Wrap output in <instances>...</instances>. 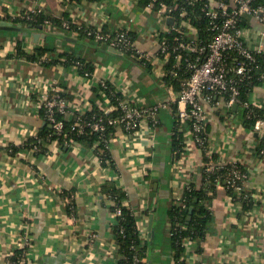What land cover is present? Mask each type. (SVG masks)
<instances>
[{
    "label": "crops",
    "instance_id": "crops-1",
    "mask_svg": "<svg viewBox=\"0 0 264 264\" xmlns=\"http://www.w3.org/2000/svg\"><path fill=\"white\" fill-rule=\"evenodd\" d=\"M32 9L70 19L80 29L15 19ZM168 18L142 0H0V264L20 249L28 264H120L119 215L103 190L108 182L125 192L122 205L137 217L142 242L148 244L142 264H176L169 210L189 182L202 184L206 156L190 124L178 120L174 97L187 78L177 86L168 81L167 65L158 55L160 38L174 24L191 38L198 28L189 19ZM242 24L248 44L262 45L264 52V20L248 14ZM87 26L128 27L148 59L87 36ZM66 53L89 63V74L76 62L65 63ZM102 80L131 104H163L135 131L115 127L107 164L93 145L75 141L63 146L54 140L44 153L28 145L46 125L43 91L55 82L73 110L96 105L108 111L112 99L98 90ZM249 99L264 111V80ZM204 104L215 156L240 160L255 204L244 209L219 184L207 203L213 216L205 235L186 239L182 258L188 264H264V151L258 149L264 132L247 125L241 107L227 104L221 95ZM179 133L181 150L174 147Z\"/></svg>",
    "mask_w": 264,
    "mask_h": 264
},
{
    "label": "built area",
    "instance_id": "built-area-1",
    "mask_svg": "<svg viewBox=\"0 0 264 264\" xmlns=\"http://www.w3.org/2000/svg\"><path fill=\"white\" fill-rule=\"evenodd\" d=\"M184 1L191 4L201 2L202 9L210 18L213 36L209 43H203L199 40L198 35L196 38L186 35L180 30L176 21V25L174 24L160 38L158 55L164 59L167 65L165 75H177L179 68H183L185 72L189 73L177 96L174 97L177 103L179 123L190 124L194 141L205 153L206 159L203 162L202 171L214 172L227 164L229 166L227 182L240 193L243 192L245 198H252L251 192L245 187L249 173L240 160L222 161L215 156V151L211 147L206 131L207 113L204 102L205 100L211 101L214 95H221L227 104H238L242 109L244 119H252L254 129L264 132V116L254 114L255 104L249 98L241 97V86L251 76L258 60V54H264L262 45L252 47L248 44L245 36L246 27L242 24V20L248 14L256 15L264 20V5L262 3L256 4V0H233V2L227 0ZM147 5L156 9L162 18L174 17L177 19L176 11H179L180 17L187 14L185 6L180 5L178 0H173L171 3L166 0H149ZM37 12H41L40 9H32L30 13L25 12L24 14L28 13L27 16H29L31 13ZM46 22L51 23L49 19H46ZM69 25V20L65 19L63 26L69 27ZM173 31H176V34L171 40L168 34ZM86 33L96 39L108 42L122 52H129L133 56L148 59V54L140 49L133 31L128 27L123 26L115 30H98L87 26ZM85 74L89 73L86 72ZM107 84L106 80L101 81V85L107 86ZM113 93L115 92L113 91ZM40 97L46 123L54 128L58 134L64 130V120L71 119V117L74 119L71 130L83 131L84 123L81 121V117L86 111L73 110L57 83L54 82L47 90L43 91ZM161 105L163 104L158 103L149 107H141L129 103L125 98L118 95L115 97V102L112 101L107 112L121 110L122 114L119 117L107 118L106 121L109 124L122 126L128 131H135L141 125L142 119L146 116L155 115L162 107ZM86 124L90 125L93 130L103 131L106 128L102 118ZM35 139L37 142L33 149L37 152H40L43 146L47 148L52 141L48 137L46 142H43L40 134H37ZM41 142H43L42 145L39 144ZM64 142L65 145L69 146L75 140L71 138ZM99 142V140L94 142L93 147L95 149L98 148ZM104 142L105 148L109 150L110 137L105 138ZM212 180L213 184L217 186L220 184L219 179ZM192 183V181L189 182L187 186L190 187ZM239 203L243 205L242 202ZM178 204L185 205L183 195L179 198ZM116 212L121 216L122 208L117 206ZM186 239H190V237H186ZM186 239L184 240L185 247H187ZM136 262H142V258L138 255L134 258V263ZM28 263V257L24 251L19 254L16 260L10 257L7 262V264ZM201 264H206V262L202 261Z\"/></svg>",
    "mask_w": 264,
    "mask_h": 264
},
{
    "label": "trees",
    "instance_id": "trees-1",
    "mask_svg": "<svg viewBox=\"0 0 264 264\" xmlns=\"http://www.w3.org/2000/svg\"><path fill=\"white\" fill-rule=\"evenodd\" d=\"M144 3L149 2V0H142ZM171 3L173 0H166ZM180 5L185 6L187 14L183 17L179 16V11H176L177 22L180 23L182 20L189 19L192 23L198 28L199 40L203 43H209L213 36V32L210 26V18L205 14V11L202 9L201 2L188 3L184 0H178ZM264 0H256L257 3H261ZM30 13V11L28 12ZM28 13L23 16L15 17V19L23 24H40L46 23V19H49L51 23L63 26L64 20L60 17L43 14L42 12L31 13L29 16ZM69 27L80 29V26L74 24L70 19ZM243 21V20H242ZM66 27V26H63ZM83 31V29L81 30ZM85 34L86 30L84 29ZM176 31H173L168 34L169 38L173 40ZM88 36V35H87ZM90 36V35H89ZM93 37V36H90ZM44 51V49H40ZM41 51V52H42ZM18 52L24 54L25 52L18 47ZM40 53V52H39ZM39 53L37 56H39ZM36 55H31L33 59L37 58ZM65 63L70 64L76 62L80 68V71L86 73L92 70V66L89 63H86L84 60L77 58L72 53H66ZM178 74L176 76L167 75L168 81L174 83L176 86L181 83L183 77L187 78L189 76L188 72H185L184 69L179 68ZM264 74V54H258V60L254 67V70L251 73V76L244 82L241 86V97L249 98V94L253 87L264 80L262 75ZM98 90H104L108 94L112 101L115 102V97L118 96V92L113 93L112 86L108 83L107 86H99ZM254 114L264 116V111L261 108H258L254 105ZM121 110H112L110 112L104 111L94 105L91 109L87 110L85 114L82 115L81 121L84 123L83 131L79 132L78 130H71V124L73 118L64 120V130L61 134H58L54 128L48 125H44L40 131V137L43 142H46V138L50 137L53 140H59L63 146H65L66 140L73 138L76 142L92 146L95 141L99 140L98 150L99 155L104 164H107L110 159V151L105 147V138L111 137L114 132L116 124H109L106 120L110 117H119L121 116ZM103 119L106 124V128L103 131L93 130L90 125L86 124L89 122H94L99 119ZM244 122L249 125L252 124L253 120L245 118ZM37 142V139H31L28 141V145L32 147ZM43 142L39 144H43ZM50 142V143H51ZM182 139L181 133L176 134L174 138V147L175 149H182ZM259 150H264V136L261 139ZM47 151L46 147H42L40 153ZM229 172V166L225 164L219 170L214 172L203 171V182L201 185L192 183L190 187L186 186L183 192L185 205L182 204H173L169 210V216L173 222L174 232L172 235L173 247L176 255V264H188L183 258L182 255L186 249L184 240L186 237H190L194 240H200L204 237L206 229L212 220V210L207 206L208 200L212 198V193L216 190L217 185L213 184L212 179H219L220 184H225L227 187L229 195L233 198L235 202H242L244 209H251L255 202L252 198H245L243 192H239L227 182V175ZM104 192L110 194L113 198L115 205L112 206V209H115L116 206L122 208V214L119 216V223L115 227L117 241L119 243L120 252L122 253V258L120 259V264H142L134 263V258L138 255L140 258L144 257L147 254L148 244L147 242H142L140 237L139 228L137 225V217L133 209L122 205V201L125 198V192L116 186L114 182H108L104 188ZM193 206V211L190 212V208ZM191 216L188 219V216ZM23 252L22 249L18 250L11 259L16 260L19 254Z\"/></svg>",
    "mask_w": 264,
    "mask_h": 264
},
{
    "label": "water",
    "instance_id": "water-1",
    "mask_svg": "<svg viewBox=\"0 0 264 264\" xmlns=\"http://www.w3.org/2000/svg\"><path fill=\"white\" fill-rule=\"evenodd\" d=\"M169 19V21H172L173 20V17H170V18H168ZM235 106H237V104H235ZM193 211V206L190 208V212H192ZM191 216L189 215L188 216V219L190 218ZM152 224H153V214H151V218H150V226L149 227H152Z\"/></svg>",
    "mask_w": 264,
    "mask_h": 264
}]
</instances>
